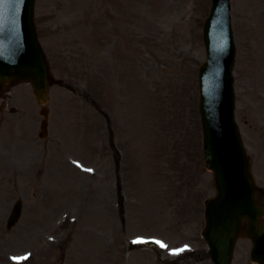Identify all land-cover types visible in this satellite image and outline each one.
Returning a JSON list of instances; mask_svg holds the SVG:
<instances>
[{"label": "rangeland", "instance_id": "374dc122", "mask_svg": "<svg viewBox=\"0 0 264 264\" xmlns=\"http://www.w3.org/2000/svg\"><path fill=\"white\" fill-rule=\"evenodd\" d=\"M209 9L210 0H36L39 41L64 85L48 90L43 140L30 85L0 95V264H212L200 236L214 190L198 93ZM230 16L235 121L264 188V0H230ZM135 237L165 247L130 250ZM249 250L239 240L233 264H253Z\"/></svg>", "mask_w": 264, "mask_h": 264}, {"label": "water", "instance_id": "95a60500", "mask_svg": "<svg viewBox=\"0 0 264 264\" xmlns=\"http://www.w3.org/2000/svg\"><path fill=\"white\" fill-rule=\"evenodd\" d=\"M34 2L0 0V84L29 83L37 102L44 105L47 89L54 81L38 41ZM202 39L206 53V60L199 68L203 165L212 172L216 190L215 197L204 202L202 236L214 264H230L239 237L249 238L254 247L264 242V226H257L264 208L255 201L257 188L233 116L235 46L230 0H211ZM39 114L43 119L38 136L44 138L47 136L48 110L41 107ZM20 208V203L14 206L8 228L18 222ZM244 218L248 220V226L242 229L240 223ZM259 252L255 251L257 255L253 254L252 260L264 264V254L259 255Z\"/></svg>", "mask_w": 264, "mask_h": 264}, {"label": "bare ground", "instance_id": "6f19581e", "mask_svg": "<svg viewBox=\"0 0 264 264\" xmlns=\"http://www.w3.org/2000/svg\"><path fill=\"white\" fill-rule=\"evenodd\" d=\"M148 247H151V246L149 245V246H147V247H144V249H147Z\"/></svg>", "mask_w": 264, "mask_h": 264}, {"label": "snow or ice", "instance_id": "6c2138e0", "mask_svg": "<svg viewBox=\"0 0 264 264\" xmlns=\"http://www.w3.org/2000/svg\"><path fill=\"white\" fill-rule=\"evenodd\" d=\"M160 246H161V247H165V245H163V244H161Z\"/></svg>", "mask_w": 264, "mask_h": 264}]
</instances>
